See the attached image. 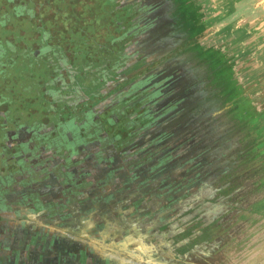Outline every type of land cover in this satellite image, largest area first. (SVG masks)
Here are the masks:
<instances>
[{"label": "rangeland", "instance_id": "obj_1", "mask_svg": "<svg viewBox=\"0 0 264 264\" xmlns=\"http://www.w3.org/2000/svg\"><path fill=\"white\" fill-rule=\"evenodd\" d=\"M4 1H0V23L9 5ZM73 1L74 9H81L79 0ZM129 2L138 3L131 13L133 26L127 32L133 39H125L127 50L112 56L110 65L118 68L114 73L123 81L129 68L142 72L146 67L145 72L136 82L119 90L118 97L110 95L105 99L108 90H115L119 82L114 79L110 84L104 83V78L109 77L107 73H111L105 64L102 65L105 60H98L101 65L93 63L86 69L89 76L101 82L85 79L82 74L75 79L78 68H70L71 78L75 79L72 87L84 88L86 92L83 96L80 90L76 91L70 102L77 104L87 99L81 105L88 106L85 108L89 122L85 125L86 119L82 118L81 127L71 128L70 135L97 133L88 141L74 138L78 142L75 144L68 138L69 144L65 145L61 142V139H67L61 124L53 132L57 140H51L43 129L38 138L37 131L27 130L28 141L24 143L28 146L27 153L34 154L33 158L48 160L52 167L45 175L50 180L49 186L28 177L19 181L30 190L33 185L35 189L43 188L41 193L33 191L21 198L31 216L24 229L17 232V242L27 240L24 264H33L30 258L34 253L38 258L34 264H98L96 251L100 248L98 243L102 242L99 236H112L113 231L121 230L125 243L131 245L132 240L144 231L141 226H135L134 221L139 216L144 220L149 212L164 221L163 216L172 211V232L176 228L181 230L184 223L178 221L182 216L175 212L177 210L192 214L187 215V225L195 221V214L202 217L213 213L222 215L225 232L210 244L199 243V247L188 250L181 263L174 257L185 247L179 250L174 242H170L171 233L163 231L164 224L156 219V230L150 235L163 233V242L140 243L142 248L139 249L145 251L148 258L142 264H264V0H117L114 4L102 0L98 8L93 6L85 15L89 18L103 13V20L109 23L115 11H121L122 5ZM53 5L49 2L45 6L50 9ZM160 7L165 11L159 12ZM107 11L111 14L107 15ZM83 21L76 18L72 26L76 31L84 30L90 45L98 44L99 36L106 34L109 28L95 18L86 23ZM2 27L0 39L3 45L6 41L9 43L12 35L24 39L19 25L15 24L11 29L5 24ZM125 29V26L116 32L113 29L111 33L120 36ZM76 35L75 32L68 34L73 40ZM106 39L101 43L108 44ZM17 52L10 55L14 61L0 73L1 94L9 99L13 114L37 122L41 110L49 107L47 91H42L43 86L52 83L47 76L49 64L47 61L36 64V74L31 75L30 60L24 58L20 48ZM87 59L88 56L81 55L76 58V63L83 69ZM6 77L11 78L8 84L2 82ZM56 96L53 104L62 108L64 105ZM111 106H118L120 110ZM1 108V115L9 112L5 105ZM106 114L111 130L106 128ZM66 115L59 112L53 118H65ZM114 115L124 122V125L119 123L121 128L139 123L140 129H147L146 133H135L130 144L126 142L122 147L124 141L118 147L116 133L120 130L112 129L118 127ZM127 119L130 122L127 123ZM131 129H126L124 134ZM169 131L175 134L167 135ZM17 138H7L14 150H19L22 144ZM206 149H216L217 153L211 157L217 159L212 163L228 164L225 168H230L206 179L198 175L195 168L204 162L198 153ZM178 160L181 165L177 166ZM16 169L22 175L25 167L20 165ZM170 169L172 173H169ZM51 171L55 173L53 176ZM3 183L0 182V199L10 195L2 189ZM227 186L230 191L222 193V187ZM178 197L180 199L176 200ZM149 198L156 201L149 206L152 211L144 209ZM97 204L99 210L93 213ZM86 206L93 207L89 210ZM133 214L131 223H119L120 219ZM244 214L247 216L243 217ZM14 227H6L10 235ZM232 240L233 252L225 259L220 250L228 248L225 243ZM84 247L90 249L86 252ZM27 250H30L29 255ZM130 252L111 250L102 253L109 254L110 263L128 264L124 261L128 258L131 264H137L138 256ZM104 261L105 257L101 262L106 264Z\"/></svg>", "mask_w": 264, "mask_h": 264}, {"label": "flooded vegetation", "instance_id": "obj_2", "mask_svg": "<svg viewBox=\"0 0 264 264\" xmlns=\"http://www.w3.org/2000/svg\"><path fill=\"white\" fill-rule=\"evenodd\" d=\"M20 1L21 0H5L4 1L5 4L9 3V5H8V8L6 9L7 11L6 15L4 17H1L3 18V20H1L2 22L0 23V30L3 28L2 27L3 24L6 25L7 29L8 28L11 29L13 27L15 28V24H17L19 25L18 27L19 30L22 29L21 31L23 32L24 39L20 40L18 38H15V35H12L13 38H9V43L7 41L6 42L4 41L5 42L4 45H3L2 38L0 39V46L1 47L4 46L1 49V53L3 55L2 56L0 55V60H1L0 64L5 68L8 67L9 66L8 64H11V62L14 61L11 59L10 55H12L13 53L14 54L19 53L17 52V49L20 48V51H21L20 53L24 56V58L27 60H30L29 73L31 75L36 74V68H35L36 64L43 62V61L48 62L49 65H47V68L49 70H48L47 76L49 77L50 80H52V83L50 85L43 86V90L41 88L42 91L44 92L47 91L46 99L49 104V107L46 110H41L42 114H40V116L38 117L39 119L38 121L41 124H38V125L36 122H34V120L28 121V120H25L24 118H21L13 114L14 110L11 111L12 106L8 102L9 99H5L2 96L1 94L2 89H0V112L1 110H3L1 107L4 105L9 109V112L7 114H4V115L0 114V157H1L0 159L1 161L0 163V182L2 183L5 182L2 184L3 185L2 189L4 191L10 192V195L8 197L0 199V264H24L25 263L26 257L23 256V252L25 253L24 245L25 243H27V240H25L24 242V240L22 239L20 242H17V238H18L17 232L21 229L22 230L24 229V226L27 224V221H29L28 218H30L31 216L28 212H26V208H27L26 204L25 202L24 203L21 202V198L25 197L26 195L30 194L33 191H38L41 193L43 189V188L41 189V187H37L35 189L36 186L33 185L31 186V190H30L29 187L27 186H24V187L21 186L22 184H20L19 181L23 182L28 177V178L33 179L31 181L37 180V182H39L41 185H44V186L50 185L48 184L50 180H47V178H45L46 177L45 175L48 173L47 169L48 168L50 169V167L52 166L48 160L46 161L40 160L39 158H36V156L35 158H33L34 154L29 155L28 154L29 152L27 153L28 146H25L24 144L28 141V139L26 138L27 130H34L35 132L37 131L36 132L37 138L42 136L40 133L44 131V133H46L51 138V140H57L58 137L55 138V136H53V132H54V129L58 127L57 125L61 124L60 127H63L64 129L63 134L64 136L66 135L65 137L67 138L66 141L65 139H61L62 140L61 142L63 144L65 145L69 144L68 138H71L74 144L75 142L80 141L81 139L85 141L91 140L92 135H95V133H97L96 131H94L95 133L90 131V132H86V134L83 132H82L83 134L82 133H77L74 135L71 134L72 136L70 135L71 132H69L71 128L78 129L79 127H81L82 118L86 119L88 116L87 109H86L88 108V106L86 107V105H81L87 99L86 100L82 99V101H80L77 104L70 102V99L73 97V93H75L78 90H80L83 93L82 94L83 96L86 95L84 88L81 89V87H77V86L75 88L72 87L74 84V80L80 74H82V76L85 77V79L89 78V79L94 80L93 76H89L87 74L86 69L91 68V66H93V63L94 65L95 63L101 65L102 62L100 63L99 61L105 60L102 63V65L105 64L106 68H108L107 71L111 70V73L109 74L107 73L109 77L104 78L105 79L104 83L109 82L108 84H110L111 81H113L114 79H117L120 82V80H122V77L114 73V71H116L118 68L110 65L111 64L110 58L112 56H118L123 51L127 50L126 43L124 42L126 38L133 39L131 38L132 35L130 36L127 33L128 29H130L133 26V22L131 19L132 14L128 11V9H125L123 5L121 8V11H118V12L115 11L116 14H113V16L111 17L112 20L110 19L108 23L103 20V15H104L103 13H99L89 18L86 17L85 14H88V11H90V9L95 5L93 1L91 2V0H79V3L81 4V9L79 10L76 9L77 7L74 9L75 3L73 0H22L23 1L22 3L25 4V9L22 11L23 13L18 14L17 10L15 9V5ZM49 2L54 3L52 7H56L60 9L59 15L55 16V14L52 13L51 11L52 9L49 10L48 12L46 8H44L46 7L45 5H47ZM84 3H85V9L83 7ZM101 10H102V6H101ZM66 11H70L74 15V17L68 18L66 25H64L62 21H64V19L66 18L62 16V13L64 12L66 13ZM110 14L111 12L109 14L107 13V15H110ZM76 18L84 20L85 22L83 21V23H86L88 19L91 21L92 18H95V21L101 20L102 22H105L106 27H108L109 29L107 30L106 34L99 36L101 39L98 44L92 43L90 45L87 40V37L85 36L84 30L77 29L78 31H76V29L72 26V21L75 20ZM3 21L5 23H3ZM95 21H93L94 25H95ZM125 22L126 24H124ZM110 23H112L113 25H111ZM124 26L126 29L123 30L125 32H123L122 35L115 36V34L111 33L113 29L116 32L117 29H120V28L123 29ZM67 28L68 30L70 29L69 32L67 31V34H62L63 33L62 29L66 30ZM73 32L77 34L75 36V40H73L72 37L68 36L69 33H73ZM104 38H107L106 40L109 41L108 44L103 43V42L101 43V40H103ZM72 46L74 50L72 49ZM12 51H15V52H12ZM81 55H85V58L87 56L89 57V59H87L85 63L83 64V67H84L83 69L79 63H76L77 62L76 58ZM5 62H6V65H4ZM74 67H77L78 69L75 71V79L73 80L71 78L70 68H74ZM149 67H152V66H149ZM145 70H146V67L143 68L142 72L144 73ZM126 71L128 72L126 73L127 76L125 80L124 81L122 80V82L120 83L118 82L117 88L113 90L112 92L108 90L107 94L109 95H107L105 99H107L110 95L113 98L118 97L117 95H119V93L121 92L119 90H122L127 85L129 86L130 83L136 82L135 80H137L139 76H141V73H142L139 71L134 72L135 71L134 68H129ZM3 80L4 81L2 82H4V84H8L11 82V78L9 77H6ZM94 81L101 82L100 79L94 80ZM75 85H78V84H75ZM2 86H3V83H2ZM2 86H0V88ZM101 88L104 89L103 85L101 86ZM32 91L35 92L34 89H32ZM61 91L63 93H60ZM39 92L40 91L36 92L37 95L39 94ZM114 93H117V94L113 95ZM54 95L59 96L58 101H61V103L64 105L62 108H57L54 106L53 104V100H54L53 97L55 98ZM72 105L74 106L71 107ZM111 107H113L114 109L118 108V106H111ZM119 110L120 109L118 108L117 111ZM59 112L66 113L68 115H66L65 118H58V119L53 118L56 114H59ZM28 115H31V113ZM116 117L117 116L114 115V122L118 123V127L112 128V129H114V131L117 128L120 130V132L116 133V135L118 136L117 138L118 140H116L117 141L116 145L118 147L123 145L122 142L124 141L125 142L122 147L126 145V142L130 144L129 140H132V136L135 133L139 135L141 133H146L147 131V129L143 131L144 128L140 129L139 127H141V125L139 123L138 124L136 123L133 126H130L132 127L130 131H126V133L124 134V131L126 129L128 130L130 127L121 128V124L119 123H122L124 125V122H122L121 120H118L119 118L117 119ZM139 120L141 123L142 122L141 119ZM58 121H60V123H58ZM85 121H86L85 125H87L89 123L88 119H86ZM108 121H109V115L106 114V122L105 121L104 122L107 125L106 128L108 130H111L109 129ZM126 122L127 123L130 122L129 119H127ZM148 122L149 120L143 123H148ZM92 126L94 125L92 124ZM41 129H43V131ZM105 131L108 133L107 130ZM35 132L33 134H35ZM169 133H171V135L175 134L174 131L173 132L169 131L167 135H169ZM68 135H70L71 137ZM14 136H18L19 140L22 143L20 145L19 150H14L12 147V143L8 142L9 141L8 139H13ZM74 138L77 139V141ZM43 139L45 140L46 138L44 137ZM72 140H70V143L72 142ZM10 148H11V152H9ZM31 150H34V148H32ZM26 160H28L29 162H27ZM179 162H180L179 160L178 162H175L177 166L181 165ZM25 164H28V166L30 167L26 168ZM20 165L25 167V170L21 171L22 175L26 177L24 179H22L23 176L21 174L19 175V171L16 169ZM54 174L55 173L51 171V175L53 176ZM4 175H6L5 178H3ZM67 177L70 178V175H68ZM123 184H126V183H123ZM41 185H38V186H41ZM38 188H40V190ZM25 191H26V194H25ZM11 196L14 197L15 201L17 200L16 204L12 205L9 202L10 201L9 197ZM42 200H44L43 196H42ZM153 200L154 198L147 199L144 204V209L147 208L148 211H152L151 209L149 210V206L151 205V202ZM154 202L156 204L155 200ZM94 210L95 212H97V210H99V207L96 206ZM175 212L176 213L178 212L182 216L179 218L178 221L180 223L182 222L184 223L183 228L185 230L187 228H190L192 230L191 234L185 236L183 239L179 240L178 242H175V239L173 238L172 235L174 233L176 234L177 228L174 232H172V229H173L172 224L174 223V222H171L172 221L171 217L173 214L172 211L170 215L163 216L164 221H162L160 217L156 218L157 216L155 214H151V212H149V214H147L146 217H144V220H142V217L139 216L137 218V221H134L136 223L135 226L136 225L139 227L141 226L144 231L141 233L143 235L137 236L136 239L134 240H132V237H130L129 239L128 235L126 236L129 240H132L131 245H127V243H125L126 242L124 239L125 237L123 235H120L122 234L121 230H119L116 233V236L114 237L113 241H107L108 237L99 236L102 238L101 240L102 242L98 243L100 248H98V250L96 251L98 252V256H99V259L97 258V261L99 262L98 264H103V262H101V259L104 260V257L106 260V262L105 261L104 262L106 264H114V263H110L111 261L110 262L108 261L107 257H110L108 253H105V254L102 253L103 251L111 252V250L117 253H129V251L131 250L130 252L131 255L138 256V258L136 259L137 264H142L141 262L148 261L147 256H145V251H141V249L139 248H142L140 247L141 246L140 243L142 244L147 243L148 245H153L156 242H163L162 240V238L164 237L163 233L158 232L155 235H150L154 233L156 230L155 229L157 226L156 219L159 222L162 221V223L164 224L161 227V229L163 228V231L167 230L171 233L169 237L170 242H174V244L176 245L177 248H179V250L183 249V246L185 247L184 248L185 250L184 249L182 250L183 254L177 253L175 254V257H174L175 260L181 263L184 260V256L187 254L186 252L188 250H192V248L194 247H199V243L207 242L208 244H210L214 240H217L220 233L225 232L226 227L225 226L223 227V216L222 215H216L215 213H213L209 217L207 216L202 217V215L200 214H195L193 215L194 216L193 219L195 220L194 223L196 222V224H198L199 222H202L201 224L203 225H195L193 222L192 224L190 222V224L187 225V218H188L187 215H192V214H188L187 212H184L183 210H177ZM158 213L160 214V212ZM158 213L156 214L159 216ZM10 214H15L17 216V219L19 218V220L20 218H24L22 219L23 222L17 223V220L15 219V224L12 223L11 219L5 217L6 215H10ZM24 214H27L28 217H24ZM134 214L128 218L120 219L119 223H131L134 219ZM245 216L247 215L244 214L243 217ZM13 224L16 228L15 227L14 229L12 228V233L10 235L6 227H11L13 226ZM206 225L208 228H211V229L210 231H208L209 233L207 237L205 238L201 234L203 233V227ZM183 228L179 231H182ZM99 237L95 236V238H99ZM233 241L234 240L226 242L225 246L228 248H226L225 250H222L224 249L223 247L220 250L222 251V255H224L223 257H225V259H228V257L230 258V256H226V255H230L233 252V249H231L233 248L232 245H234ZM28 244L31 246L30 243ZM166 244L167 243L163 245L166 246ZM113 247H116L117 249H113ZM121 247H125V248L120 249ZM84 249L87 252V250L90 248L84 247ZM27 251L29 255L30 250H27ZM34 255H31L32 258H30L32 259V261H34L33 264L38 261V258L34 257ZM47 264H50V262H48ZM168 264H171V263H168ZM258 264H262V263H258Z\"/></svg>", "mask_w": 264, "mask_h": 264}, {"label": "trees", "instance_id": "obj_3", "mask_svg": "<svg viewBox=\"0 0 264 264\" xmlns=\"http://www.w3.org/2000/svg\"><path fill=\"white\" fill-rule=\"evenodd\" d=\"M109 1L110 2H112V3H117V0H105V3L106 4H109ZM115 1V2H114ZM119 1H123V0H119ZM23 1L21 0L20 2H18L16 5H15V9L17 10V13L18 14H21V13H23L22 11L25 9V4L24 3H22ZM99 2H102V0H94V7L95 8H98L99 7ZM122 3V2H121ZM138 3H135V2H133V3H126V4H124L123 6H124V8L125 9H128V11L130 12V13H132L134 10H135V6L137 5ZM47 7H51V6H47ZM83 7H84V9H85V3L83 4ZM44 8H46V7H44ZM52 9V10H51ZM46 10L49 12V10H51L52 11V13H54L55 14V16L56 15H59V8H56V7H51L50 9H47L46 8ZM111 11H107V13L109 14ZM65 13V12H64ZM64 13H62V16H64V18H66V19H64V21H62L63 23H64V25H66V22H67V19L68 18H73L74 17V15L70 12V11H66V13L64 14ZM147 15V14H146ZM77 17V16H76ZM56 18V17H55ZM3 23H5L4 21H3ZM63 30V33L62 34H67V31L69 32V30H68V28L66 29V30H64V29H62ZM2 47H4V46H2ZM2 47L0 46V55L2 56L3 54L1 53V49H2ZM1 61V60H0ZM4 65H6V62H5V64ZM6 70V68L5 67H3L1 64H0V73L2 74V73H4L3 71H5ZM5 99H7V98H5ZM37 123V125L38 124H41L39 121H37L36 122ZM35 123V124H36ZM36 125V126H37ZM204 152H202V153H198V155L200 156V157H202L201 159H203L204 160V162L202 161L201 163H199V165L197 166L198 167V169L197 168H195L196 169V173L198 174V175H200L201 174V176H202V178H204V179H206V178H208V177H213V175H218V173H220V172H223L224 171V169L225 170H228L229 168H225V166L226 165H228V164H223L222 166H219V165H217V163L215 162V164L214 163H212V161L213 160H216L217 158L216 157H211L214 153H217L216 152V149H213V150H210V149H206V150H203ZM163 166H169L168 164H162ZM161 169H163L162 167H160ZM219 171V172H218ZM169 173H172V171H171V169L169 170ZM201 176H200V178H201ZM102 179H105V177H101ZM199 178V179H200ZM101 179V180H102ZM230 187L229 186H227V187H222V193H228L229 191H230ZM226 191V192H225ZM25 194H26V191H25ZM22 195H24V194H22ZM9 199H10V203L13 205V204H16L17 203V200L15 201V199H14V197L13 196H11V197H9ZM178 199H180L179 197L178 198H176V200H178ZM211 200V198L209 197L208 198V201H210ZM97 206H98V204H97ZM87 207V206H86ZM90 207V208H89ZM89 207H87L86 209H89V210H91V208L93 207V206H89ZM96 207V206H95ZM95 212V210H93V213ZM90 213L92 214V212L90 211ZM91 216V215H90ZM5 217H7V218H9V219H11V221H12V223H14L15 224V219L17 220V223H19V222H23V220L22 219H24V218H20V220H19V218L17 219V216L15 215V214H10V215H6ZM24 217H28L27 216V214H24ZM194 220V219H193ZM194 223V222H193ZM202 222H199L198 224H196V222L194 223L195 225H203V224H201ZM13 224V225H14ZM212 224V223H211ZM218 226V225H217ZM210 229L211 228H208L207 227V225L206 226H204L203 227V233L201 234V235H203L205 238L207 237V235H208V231H210ZM213 231V230H212ZM72 232V231H71ZM114 233H113V235L112 236H106V237H108V239H111V240H113L114 239V237L116 236V231H113ZM191 232H192V230L190 229V228H187L186 230L183 228V230L182 231H177L176 232V234L174 233L172 236H173V238L175 239V242H178L179 240H181V239H183L185 236H187V235H189V234H191ZM157 234V233H156ZM202 237V236H201ZM107 241H110V240H107ZM109 255V254H108ZM126 260H124L125 262H128V264H131L132 262H130V259H128V258H125Z\"/></svg>", "mask_w": 264, "mask_h": 264}, {"label": "water", "instance_id": "obj_4", "mask_svg": "<svg viewBox=\"0 0 264 264\" xmlns=\"http://www.w3.org/2000/svg\"><path fill=\"white\" fill-rule=\"evenodd\" d=\"M168 2V1H167ZM160 11H165V9H164V7H160V9H159V12ZM165 17V16H164ZM207 24V23H206ZM209 24V23H208ZM208 26V25H207ZM189 31V30H188ZM190 33H191V31H189Z\"/></svg>", "mask_w": 264, "mask_h": 264}]
</instances>
